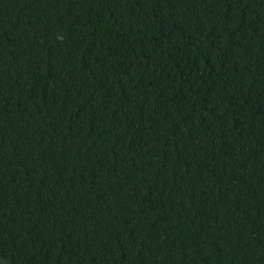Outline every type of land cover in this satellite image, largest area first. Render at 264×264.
Returning <instances> with one entry per match:
<instances>
[{
    "label": "trees",
    "instance_id": "16d2710c",
    "mask_svg": "<svg viewBox=\"0 0 264 264\" xmlns=\"http://www.w3.org/2000/svg\"><path fill=\"white\" fill-rule=\"evenodd\" d=\"M0 264H264V0H0Z\"/></svg>",
    "mask_w": 264,
    "mask_h": 264
}]
</instances>
